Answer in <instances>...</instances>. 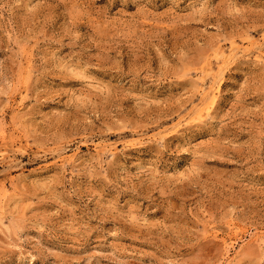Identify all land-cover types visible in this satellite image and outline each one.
I'll list each match as a JSON object with an SVG mask.
<instances>
[{
    "label": "rangeland",
    "instance_id": "rangeland-1",
    "mask_svg": "<svg viewBox=\"0 0 264 264\" xmlns=\"http://www.w3.org/2000/svg\"><path fill=\"white\" fill-rule=\"evenodd\" d=\"M0 264H264V0H0Z\"/></svg>",
    "mask_w": 264,
    "mask_h": 264
},
{
    "label": "bare ground",
    "instance_id": "bare-ground-1",
    "mask_svg": "<svg viewBox=\"0 0 264 264\" xmlns=\"http://www.w3.org/2000/svg\"><path fill=\"white\" fill-rule=\"evenodd\" d=\"M210 101V100H209ZM236 237V236H235Z\"/></svg>",
    "mask_w": 264,
    "mask_h": 264
}]
</instances>
